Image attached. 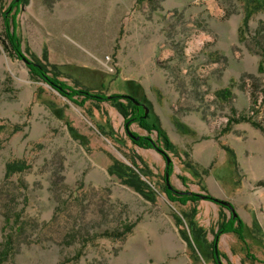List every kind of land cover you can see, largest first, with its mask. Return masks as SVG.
Listing matches in <instances>:
<instances>
[{
    "label": "rangeland",
    "instance_id": "1",
    "mask_svg": "<svg viewBox=\"0 0 264 264\" xmlns=\"http://www.w3.org/2000/svg\"><path fill=\"white\" fill-rule=\"evenodd\" d=\"M15 1L22 56L3 39L13 0H0V264H264V0ZM35 59L66 93L142 102L171 146L109 101L67 97ZM16 159L27 169L5 177ZM127 167L148 174L152 200L124 182ZM166 172L176 192L227 201L245 238L221 233L214 258L186 241L181 211L196 207L210 242L230 210L170 200Z\"/></svg>",
    "mask_w": 264,
    "mask_h": 264
},
{
    "label": "trees",
    "instance_id": "2",
    "mask_svg": "<svg viewBox=\"0 0 264 264\" xmlns=\"http://www.w3.org/2000/svg\"><path fill=\"white\" fill-rule=\"evenodd\" d=\"M255 3L259 2V7L263 6V0H254ZM13 4L7 9L4 10L1 13V17L3 20V26H4V40L6 41V47L13 55H19L22 56V50L20 46V40L18 36L15 33L14 29V16L10 15V11L12 7L17 3L15 0L12 2ZM256 7V6H255ZM246 18L244 19V24L246 25ZM43 57L46 58V50H43ZM30 68L32 73L37 75L38 77L42 78L43 80L55 85L59 86L63 93L67 95V97H73L74 94L81 96L79 100H81V103H83V97L84 100L86 99H93L95 101H109L114 105L118 111L124 116L125 120L128 121L130 124L131 122H138L139 125L147 130H156L159 134V137H161L162 141L165 143L166 146H171L169 144L167 136L161 131V129L155 124H148L145 122L146 117H143L142 114L139 113L137 106L132 103L129 99L125 98L126 96L121 93H114L110 95H106L105 93H102L99 91L98 93L91 92L89 89H72L69 93H66L64 88L67 86L57 79L56 75L54 73H51L50 70L47 69V66L39 61L38 59H35L30 62ZM53 66V65H52ZM54 67V66H53ZM259 70L264 71V66L262 64L259 65ZM51 73V74H50ZM228 88H224L219 92V95L221 97L227 98L229 94ZM121 98H124L125 103L121 100ZM78 101V100H76ZM80 103V102H79ZM3 124L0 123V133L3 129ZM137 135V134H135ZM134 143L143 145L144 147L150 148H157L155 142L149 138L148 136H139V139L134 141ZM0 146H1V138H0ZM136 166V164H134ZM28 164L22 160V159H16V160H10L7 161L5 164V177H9L12 174L16 172H21L25 169H27ZM128 170H130V173H126L125 176L127 177L124 182H126L129 186H131L134 190H136L138 193L143 195L146 199L152 200V189L149 186V184L141 179L140 173L147 176L148 174L144 170H139L140 173L135 172L132 170V168L127 167ZM108 171L113 174L116 173L117 175H120L122 177V173L114 171V165L109 166ZM167 196L172 201H177L181 204H186L187 201L196 202L199 198L204 197L205 199H211L214 200V197L210 194H204L203 196L201 194H197L194 192H176L174 190L170 191L167 190ZM225 208L229 209L228 207L224 206ZM230 210V209H229ZM196 207H192L188 212L187 211H181L182 218L177 217L176 220L178 223H181L182 220L185 219L186 227L189 231V235H187L186 232H182L183 237L186 241L191 240L194 245L197 246L201 251L207 252L210 257L214 258V246L217 242V239L221 233L226 232H233L235 233L241 240L245 238L244 236V223L239 215L231 212L230 215H226L223 212L219 213V220H218V228L216 231H214V237L212 241L208 242L206 238V230L198 224V222L195 219L196 215ZM1 253H4L3 251H0ZM218 253V252H217ZM5 254V253H4ZM251 256V255H250ZM218 258V257H217Z\"/></svg>",
    "mask_w": 264,
    "mask_h": 264
},
{
    "label": "water",
    "instance_id": "3",
    "mask_svg": "<svg viewBox=\"0 0 264 264\" xmlns=\"http://www.w3.org/2000/svg\"><path fill=\"white\" fill-rule=\"evenodd\" d=\"M23 59H24L27 63L29 62L27 59H25V58H23ZM126 97L129 98L134 104H136V105L140 104L139 101L136 100L134 97L129 96V95H126ZM142 106H143V108H144V115H143V116L145 117V116L147 115V110H148V108H147V106L144 105V104H142ZM126 130H127V133H128V135H129V137H130L131 139H133L134 141H136V140L139 139V136H140V135H135L133 132H131V131L129 130V128L127 127V123H126ZM165 182H166L167 187H168L169 189L174 190L173 187H172V186L170 185V183H169V178H168V173H167V172H166V174H165ZM214 201L217 202V203H219V204H222V205H224V206H228V207L231 208V205H230L227 201H225V200H222V199H219V198H214ZM215 255H216V250H215Z\"/></svg>",
    "mask_w": 264,
    "mask_h": 264
},
{
    "label": "flooded vegetation",
    "instance_id": "4",
    "mask_svg": "<svg viewBox=\"0 0 264 264\" xmlns=\"http://www.w3.org/2000/svg\"><path fill=\"white\" fill-rule=\"evenodd\" d=\"M136 105V104H135ZM137 106V109H138V111H139V109L142 107L143 108V106H142V102H140V104H138V105H136Z\"/></svg>",
    "mask_w": 264,
    "mask_h": 264
}]
</instances>
